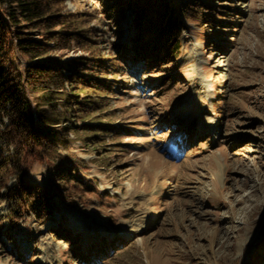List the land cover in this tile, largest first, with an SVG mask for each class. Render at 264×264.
Returning <instances> with one entry per match:
<instances>
[{
	"label": "rangeland",
	"instance_id": "obj_1",
	"mask_svg": "<svg viewBox=\"0 0 264 264\" xmlns=\"http://www.w3.org/2000/svg\"><path fill=\"white\" fill-rule=\"evenodd\" d=\"M142 2L64 0L89 40L46 57L89 58L101 90L65 83L78 96L49 112L25 89L58 144L0 182L19 175L55 206L11 217L0 187V264H264V0H168L176 53L140 33ZM13 149L0 138V158Z\"/></svg>",
	"mask_w": 264,
	"mask_h": 264
},
{
	"label": "trees",
	"instance_id": "obj_2",
	"mask_svg": "<svg viewBox=\"0 0 264 264\" xmlns=\"http://www.w3.org/2000/svg\"><path fill=\"white\" fill-rule=\"evenodd\" d=\"M134 14V24L141 34L146 28L154 32L150 44L172 46L177 52L179 20L176 8L169 5L168 0H144L135 7ZM144 19L146 27L142 23ZM35 34L40 38L34 37ZM71 39L76 42L89 40L80 28L75 13L64 9V0H0V117L5 115L8 119V123L0 129V138L7 146L14 144L12 152L0 158V179L7 173L19 172L21 156L40 158L41 153L55 150L58 144L57 133L50 128V124L57 121L50 118L48 112L36 110L39 103L32 105L25 89L40 92L37 99L48 105L49 112L56 110L57 96L54 95L66 94L62 98L64 102L78 96V92H65V83L77 90H101L96 73L85 72L89 58L60 61L59 58L53 60L46 57L51 50L69 47ZM13 49L27 58L22 70L12 66L8 60ZM90 59L91 66L103 65L102 58L95 56ZM73 101L82 103L80 100ZM90 102L92 100L84 104L89 105ZM99 130L102 128L94 131ZM71 174L69 170H59L57 179ZM2 185L0 182V187ZM3 186L4 194L10 199L11 217L29 211L38 216L45 211L51 212L55 206L50 193L42 189L38 193L40 187L37 184L23 181L19 175L15 184L7 188L5 184Z\"/></svg>",
	"mask_w": 264,
	"mask_h": 264
}]
</instances>
